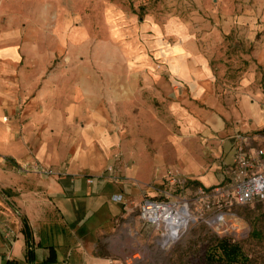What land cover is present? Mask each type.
<instances>
[{"label":"rangeland","instance_id":"374dc122","mask_svg":"<svg viewBox=\"0 0 264 264\" xmlns=\"http://www.w3.org/2000/svg\"><path fill=\"white\" fill-rule=\"evenodd\" d=\"M187 32L209 55L218 95L232 96L247 74L264 90V0H0V48L25 53L29 77L57 83L64 97L78 76L81 98L100 102L95 108L109 120L115 140L110 158L118 156V172L130 181L128 210L101 225L99 236L86 237V248L96 246L97 254L107 255L110 245L121 256L117 261L130 264H219L206 256L219 238L228 237L241 245L243 264H264V203L226 206L218 197L206 211L205 203L194 201L195 220L175 243L139 216L146 197L171 191L163 179L168 171L182 174L176 167L182 163L178 141L187 148V133L176 113L179 97L171 99L167 86L159 93L144 87V77L163 67L173 45L187 43ZM141 66L148 72L140 74ZM150 164L155 169L140 177ZM1 191L0 261L6 264L24 215L13 192ZM194 191L177 187L174 193L192 199ZM220 212L234 216L227 215L220 227L211 225ZM50 220L59 222L57 216ZM66 251L60 248V254ZM11 253L16 264H30L18 244ZM69 259L81 264L76 252Z\"/></svg>","mask_w":264,"mask_h":264},{"label":"crops","instance_id":"0c3cea01","mask_svg":"<svg viewBox=\"0 0 264 264\" xmlns=\"http://www.w3.org/2000/svg\"><path fill=\"white\" fill-rule=\"evenodd\" d=\"M26 56L14 47L0 48V189L13 192L24 215L12 249L18 244L26 251V219L34 240L35 258L30 264H43L51 251L60 264H69L75 252L81 264H113L121 256L110 245L107 255H99L96 246L88 249L84 243L86 237L102 233L101 225L124 217L123 210H128V178L103 185L87 182L115 161L109 154L115 143L109 120L95 108L100 102L81 98L78 76L72 78L75 83L64 97L57 83L48 86L29 77L33 72L31 61L23 60ZM163 59L162 68L144 77V87L159 93L161 85L167 86L171 99L179 97L176 113L187 133V148L184 140L178 141L179 174L205 188L223 185L229 181L235 136L246 135L252 144H264V90L256 89L255 76L247 74L232 96L218 95L209 55L188 32L187 43L181 39ZM143 72H148L147 67L141 66ZM136 85L140 88V83ZM37 164L58 175L31 172L29 167ZM154 166L147 165L139 176L150 175ZM171 173L163 177L164 183ZM115 195H122V202L115 201ZM56 216L59 222L52 224L50 218ZM99 217L104 219L97 222ZM60 248L66 253L60 254ZM12 249L6 260L18 262Z\"/></svg>","mask_w":264,"mask_h":264},{"label":"built area","instance_id":"2783aa9c","mask_svg":"<svg viewBox=\"0 0 264 264\" xmlns=\"http://www.w3.org/2000/svg\"><path fill=\"white\" fill-rule=\"evenodd\" d=\"M233 162L227 170L229 181L223 185L213 188H205L201 185L193 186L190 180L179 172L171 173L166 184L171 191L161 192V198H145L140 205V219L156 229H163L169 242H177L195 220L191 206L194 201H201L206 204V211L213 209L212 202L218 197L224 198L226 206L246 205L253 202L264 203V144L254 145L248 136L237 134L235 136ZM115 161L108 165L106 170L97 176L88 177V184L103 185L109 181L123 182L124 179L118 172ZM33 172L54 176L55 172L40 165H32ZM193 186L195 196L192 199L183 198L182 195H175L176 188L187 189ZM114 200L122 202V195H115ZM227 215L232 213L215 215L209 223L222 226L227 223ZM2 264V263H1ZM115 264H130L128 260L117 261Z\"/></svg>","mask_w":264,"mask_h":264},{"label":"trees","instance_id":"16d2710c","mask_svg":"<svg viewBox=\"0 0 264 264\" xmlns=\"http://www.w3.org/2000/svg\"><path fill=\"white\" fill-rule=\"evenodd\" d=\"M193 186L201 185L199 182H190ZM23 234L26 243V257L30 261L35 258L34 240L31 228L26 221L23 220ZM208 262H218L219 264H243L244 255L241 245L228 237L219 238L214 245L212 251L206 256ZM6 264H16L15 261L7 260ZM43 264H60L55 260V254L51 251L50 257Z\"/></svg>","mask_w":264,"mask_h":264},{"label":"bare ground","instance_id":"6f19581e","mask_svg":"<svg viewBox=\"0 0 264 264\" xmlns=\"http://www.w3.org/2000/svg\"><path fill=\"white\" fill-rule=\"evenodd\" d=\"M165 53H166V51H165ZM170 53H171V51L169 53H166V56L170 55Z\"/></svg>","mask_w":264,"mask_h":264}]
</instances>
